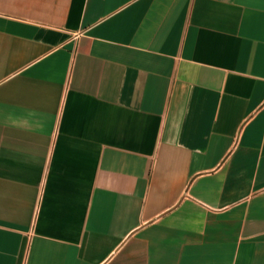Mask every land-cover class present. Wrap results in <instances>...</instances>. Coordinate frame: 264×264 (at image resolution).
Here are the masks:
<instances>
[{
	"label": "crops",
	"instance_id": "crops-1",
	"mask_svg": "<svg viewBox=\"0 0 264 264\" xmlns=\"http://www.w3.org/2000/svg\"><path fill=\"white\" fill-rule=\"evenodd\" d=\"M0 264H264V0H0Z\"/></svg>",
	"mask_w": 264,
	"mask_h": 264
}]
</instances>
